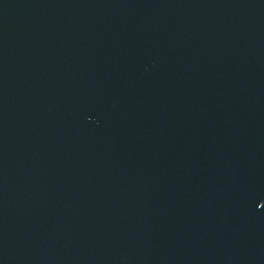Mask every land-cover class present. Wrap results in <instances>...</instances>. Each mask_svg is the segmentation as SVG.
Segmentation results:
<instances>
[{
  "label": "water",
  "instance_id": "obj_1",
  "mask_svg": "<svg viewBox=\"0 0 264 264\" xmlns=\"http://www.w3.org/2000/svg\"><path fill=\"white\" fill-rule=\"evenodd\" d=\"M0 264H264V0H0Z\"/></svg>",
  "mask_w": 264,
  "mask_h": 264
}]
</instances>
